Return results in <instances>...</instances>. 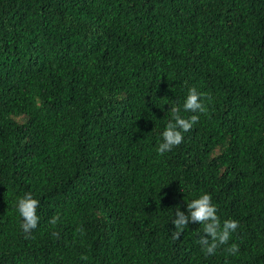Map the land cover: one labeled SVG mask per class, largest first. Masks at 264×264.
Returning <instances> with one entry per match:
<instances>
[{"label":"trees","instance_id":"16d2710c","mask_svg":"<svg viewBox=\"0 0 264 264\" xmlns=\"http://www.w3.org/2000/svg\"><path fill=\"white\" fill-rule=\"evenodd\" d=\"M193 87L207 112L160 155ZM202 193L237 254L172 236ZM0 264H264V0H0Z\"/></svg>","mask_w":264,"mask_h":264},{"label":"clouds","instance_id":"9594fccd","mask_svg":"<svg viewBox=\"0 0 264 264\" xmlns=\"http://www.w3.org/2000/svg\"><path fill=\"white\" fill-rule=\"evenodd\" d=\"M205 97L203 93L197 91L196 88H190L183 102L182 108L184 112L192 113L188 117L181 114V107L178 105H171L169 112L172 119L167 123L165 129L162 131V140L159 142L157 152L164 155L170 152L174 147L179 146L184 139V133L192 130L193 126L199 122V114L207 112V105L204 102ZM16 208L19 216L22 218L20 224L21 229L27 235L33 229H36L40 220L37 214L39 208V201L33 197L31 193H26L24 196L18 198ZM187 214L181 210L178 205L175 208L174 218L171 220L175 226L172 236L179 239L184 230L188 227L189 222L202 225V234L199 235L197 243L201 246V250L206 256H212L217 249L225 247L228 254H237L239 245L236 243H229L232 233L236 232L239 227L238 221L234 219H225L221 222L217 215V208L212 203V197L208 193H202L197 198L186 202ZM59 216H53L49 223L55 225L59 221ZM77 231L83 233L82 228ZM59 237V233H53Z\"/></svg>","mask_w":264,"mask_h":264}]
</instances>
